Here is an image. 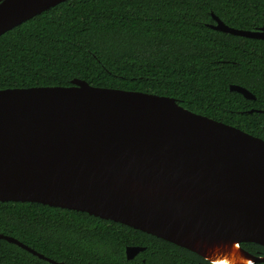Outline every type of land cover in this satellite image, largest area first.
Wrapping results in <instances>:
<instances>
[{
  "label": "water",
  "instance_id": "obj_1",
  "mask_svg": "<svg viewBox=\"0 0 264 264\" xmlns=\"http://www.w3.org/2000/svg\"><path fill=\"white\" fill-rule=\"evenodd\" d=\"M67 0H2L0 35ZM211 29L264 40L216 16ZM229 90L254 100L238 85ZM263 112L264 110H255ZM253 110L250 111V113ZM0 202L38 203L120 223L188 249L191 240L264 246V140L174 98L99 88L0 90ZM39 259L55 262L0 234ZM145 248L128 246L127 260Z\"/></svg>",
  "mask_w": 264,
  "mask_h": 264
},
{
  "label": "trees",
  "instance_id": "obj_2",
  "mask_svg": "<svg viewBox=\"0 0 264 264\" xmlns=\"http://www.w3.org/2000/svg\"><path fill=\"white\" fill-rule=\"evenodd\" d=\"M213 16L256 30L264 27V0L64 1L0 35V90L78 79L168 96L264 140V113L255 111L264 110V40L213 30ZM0 234L65 264H211L123 224L38 203L0 202ZM128 246L145 249L127 260ZM240 247L264 257V246ZM0 264L52 263L0 239Z\"/></svg>",
  "mask_w": 264,
  "mask_h": 264
},
{
  "label": "bare ground",
  "instance_id": "obj_3",
  "mask_svg": "<svg viewBox=\"0 0 264 264\" xmlns=\"http://www.w3.org/2000/svg\"><path fill=\"white\" fill-rule=\"evenodd\" d=\"M189 246L215 264H252L253 262L250 256L237 249L236 241L208 242V240H191Z\"/></svg>",
  "mask_w": 264,
  "mask_h": 264
},
{
  "label": "flooded vegetation",
  "instance_id": "obj_4",
  "mask_svg": "<svg viewBox=\"0 0 264 264\" xmlns=\"http://www.w3.org/2000/svg\"><path fill=\"white\" fill-rule=\"evenodd\" d=\"M2 0H0V2H1ZM259 29V28H258ZM257 30V29H256ZM250 255H252L253 257H259V256H256V255H254V254H252V253H250ZM254 264H257V263H254Z\"/></svg>",
  "mask_w": 264,
  "mask_h": 264
},
{
  "label": "clouds",
  "instance_id": "obj_5",
  "mask_svg": "<svg viewBox=\"0 0 264 264\" xmlns=\"http://www.w3.org/2000/svg\"><path fill=\"white\" fill-rule=\"evenodd\" d=\"M212 264V263H211Z\"/></svg>",
  "mask_w": 264,
  "mask_h": 264
}]
</instances>
